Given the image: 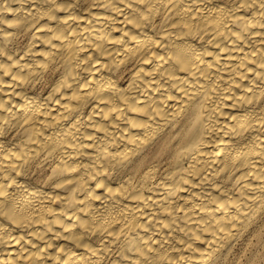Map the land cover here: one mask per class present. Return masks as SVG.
<instances>
[{
    "label": "bare ground",
    "instance_id": "bare-ground-1",
    "mask_svg": "<svg viewBox=\"0 0 264 264\" xmlns=\"http://www.w3.org/2000/svg\"><path fill=\"white\" fill-rule=\"evenodd\" d=\"M264 229V0H0V264H223Z\"/></svg>",
    "mask_w": 264,
    "mask_h": 264
},
{
    "label": "rangeland",
    "instance_id": "rangeland-1",
    "mask_svg": "<svg viewBox=\"0 0 264 264\" xmlns=\"http://www.w3.org/2000/svg\"><path fill=\"white\" fill-rule=\"evenodd\" d=\"M223 264H264V229L239 241Z\"/></svg>",
    "mask_w": 264,
    "mask_h": 264
}]
</instances>
